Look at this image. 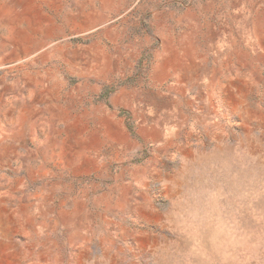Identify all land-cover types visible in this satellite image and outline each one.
Here are the masks:
<instances>
[{
    "label": "rangeland",
    "instance_id": "1",
    "mask_svg": "<svg viewBox=\"0 0 264 264\" xmlns=\"http://www.w3.org/2000/svg\"><path fill=\"white\" fill-rule=\"evenodd\" d=\"M0 264H264V0H0Z\"/></svg>",
    "mask_w": 264,
    "mask_h": 264
},
{
    "label": "crops",
    "instance_id": "2",
    "mask_svg": "<svg viewBox=\"0 0 264 264\" xmlns=\"http://www.w3.org/2000/svg\"><path fill=\"white\" fill-rule=\"evenodd\" d=\"M57 117H59V116H50V119H58ZM33 127H42V124H35V123H32V126H31V128H33Z\"/></svg>",
    "mask_w": 264,
    "mask_h": 264
}]
</instances>
